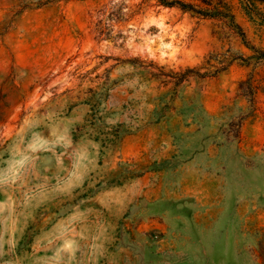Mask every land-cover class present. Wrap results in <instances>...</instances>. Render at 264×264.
Listing matches in <instances>:
<instances>
[{
  "label": "rangeland",
  "instance_id": "1",
  "mask_svg": "<svg viewBox=\"0 0 264 264\" xmlns=\"http://www.w3.org/2000/svg\"><path fill=\"white\" fill-rule=\"evenodd\" d=\"M118 1L0 0V264H264V0Z\"/></svg>",
  "mask_w": 264,
  "mask_h": 264
},
{
  "label": "trees",
  "instance_id": "2",
  "mask_svg": "<svg viewBox=\"0 0 264 264\" xmlns=\"http://www.w3.org/2000/svg\"><path fill=\"white\" fill-rule=\"evenodd\" d=\"M152 1L156 2V6L171 9L176 8L184 13H190L202 19L223 20L231 31L245 37L242 28L236 22L233 7L224 0H141L139 4L132 6H127L125 1H118L109 10L105 9L101 11L99 14L101 19L95 28L98 38L101 39L104 37L113 40L114 38L111 36V30L113 28L112 22H127L128 19L130 20L143 10L152 6ZM244 1L245 8L248 7V2H252V0Z\"/></svg>",
  "mask_w": 264,
  "mask_h": 264
}]
</instances>
